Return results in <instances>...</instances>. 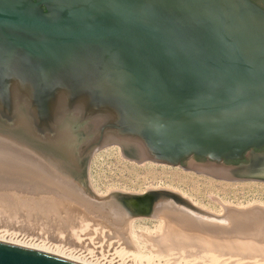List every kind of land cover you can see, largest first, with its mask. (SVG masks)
<instances>
[{"label": "water", "instance_id": "1", "mask_svg": "<svg viewBox=\"0 0 264 264\" xmlns=\"http://www.w3.org/2000/svg\"><path fill=\"white\" fill-rule=\"evenodd\" d=\"M111 143L138 163L198 157L200 169L264 180V8L0 0V155L107 215L178 211L149 193L96 198L88 160ZM0 264L78 263L0 242Z\"/></svg>", "mask_w": 264, "mask_h": 264}, {"label": "rangeland", "instance_id": "2", "mask_svg": "<svg viewBox=\"0 0 264 264\" xmlns=\"http://www.w3.org/2000/svg\"><path fill=\"white\" fill-rule=\"evenodd\" d=\"M248 162L249 159L246 160V163ZM204 163L205 161L203 159H197L196 157L195 159H187L185 163L176 166L155 162L148 159L142 160L138 163L133 159H129L123 156L119 144L111 143L98 148L91 154L87 164V180L96 198H106L111 194L117 193L138 195L149 193L148 195H153L152 199L155 203H164L165 199L167 198V200L170 201V205L175 206L178 211L172 209L170 210V208L168 207H163L162 212L167 211L170 213V216L175 215L176 217H180L179 220H181L182 218L185 224L190 225V228L185 225L190 230L192 228V230L199 231L202 227L201 224L203 226H209L208 229L210 233H212V236L214 235L213 238L217 237V239H223L226 237H234V235L239 236V234H244L243 232H245L247 228L248 232H257L256 229H258L260 226L255 225H258V223L261 221L260 224L262 226V224L264 223V218L258 217V220V218L254 217V220L256 219V223H254L253 219H246L249 220L247 222L253 223L252 225L245 224L246 220L239 219L238 223H236V227H234L233 225H229L226 222L222 221L224 217L227 216L226 214L224 215L225 210L223 209L225 208V206H233L235 208L238 207L240 209H245L246 207L251 205H258L264 208V180L245 177L233 178L223 173L222 171L218 172L216 170L200 169L199 167L204 166ZM209 167H211V165ZM171 194H174L176 196H173ZM143 199L142 201L145 205L146 200ZM86 202L87 204L91 203L90 201ZM88 206L90 207L91 205L89 204ZM34 208L37 207H34L33 205H25L22 207H9L0 205V228L1 226H3L2 228L6 230L5 236H13L11 231L15 230L18 232L27 231L32 232L36 236L43 239L45 238L44 240H46V242L55 241L54 239H56L58 240V244H62L64 242L66 244H76V247L82 249L86 248L87 251L89 250V252H94V254L91 253V255L93 254L92 256H95L96 259L99 258L100 255H102L103 258L100 256L102 258V261L99 260L102 262V264H106V262L111 263L112 259L116 263L119 262L120 264H131L132 261L134 262V260L131 261L130 255H128L129 253H125L126 255L121 256L122 251L130 250V248H132L130 251L135 250L137 251L136 253L140 256H147L145 260L144 257L141 256V261H136L132 264H146V262L147 264H169L167 263L168 261L171 264H175L174 262L176 261V259V262H178V264H184L185 262L184 258L176 255L177 251H174L176 255L175 257L172 255V253L174 254V252H172L170 254H166V256L164 255L165 257H161V259L160 256L152 253L151 250L153 249H150V247H148V245L143 240V233H150L151 235H153L158 228L161 216L159 214V218L157 213L160 211V208L154 213L155 215H152V213H141L137 215L129 214V217L127 218H130L131 220L129 224L130 230H128V232L130 235H133V238H131L132 245L128 246V248H130L126 250L122 245V251L120 254H118V256L116 253H114L115 255L112 254L113 251L111 249H108V247L100 246L98 247L99 249L97 248V250H95V247H92V245H88L91 243L90 239L87 241L88 244L85 243V239H72L70 235L61 231L62 228L59 227V224H57L59 223L57 220H54L53 217L51 218L48 215L45 216L44 214H42L41 210H34ZM91 209L93 208L91 207ZM228 220L232 221L233 219L230 216ZM174 222L179 224V221ZM184 223L180 224L184 226ZM193 225L197 227V229ZM2 228L0 229V231L2 230ZM230 228H233L232 232L234 231L233 233L236 234L229 232L231 231ZM253 228H256L255 231H252ZM39 229L41 230V232ZM201 229L203 230L204 228ZM7 230H11L9 232V235H7ZM227 230H229V233L227 232ZM221 233H225V235L227 234V236L220 237L222 235ZM135 234L137 235V237ZM46 238H49L50 241ZM92 248H94V251L91 250ZM96 251H99V255L95 254ZM100 251H102L103 253L105 251V253H100ZM106 253H108L109 255ZM106 255H108L109 257ZM120 256L123 258H121ZM119 257L120 261L118 259ZM167 257L171 259L173 257L174 258L173 260L170 259V261ZM177 257H180L181 261H179ZM104 258H106V260H104ZM147 258H149V260ZM164 258L168 261L164 260ZM108 259H110V261ZM163 260L164 262H162ZM113 261L112 263H115ZM123 261L125 262L123 263ZM185 264L188 263L185 262Z\"/></svg>", "mask_w": 264, "mask_h": 264}, {"label": "bare ground", "instance_id": "3", "mask_svg": "<svg viewBox=\"0 0 264 264\" xmlns=\"http://www.w3.org/2000/svg\"><path fill=\"white\" fill-rule=\"evenodd\" d=\"M89 204L91 205L90 207L88 206ZM0 205L9 207L33 205L34 207H37L34 208V210H41L42 214L45 216L48 215L51 218L53 217L54 220H57L59 222L57 224H59V227L62 228L61 231L70 235L72 239H85L84 241L86 244H88L87 241L90 239L91 243L88 245L95 247V250H97V248L100 246L108 247V249L113 251L112 254L116 253L118 256V254H120L122 251V245L124 246L125 250L129 249L130 247L128 248V246L132 245L131 238H133V235H130L128 232V230H130V218L128 219L127 217L118 214L107 215L105 212L96 208L92 203L87 204L86 201L68 192L35 167L17 159L3 155H0ZM91 207L95 212L93 209H91ZM159 210L160 211L157 214L158 216L160 214L161 218L159 216L160 224L158 228L153 235L150 233H143L142 236L148 247L153 249L151 250L152 253L157 254L160 256V258L165 257L166 254L177 251L176 255L184 258L185 262L188 264H264V223L261 226V221H258L259 218H264V208L261 206L251 205L245 209H240L238 207L235 208L233 206H225L223 210H225L224 215L226 214L227 216L224 217L222 221L236 227V223H238L239 219L254 220V217H259L257 220L259 223L255 226L260 227L258 228L259 230L256 229L257 227L253 228L252 231H255V229L257 230L255 233L248 232L247 228L245 232H243L244 234H239V236L234 235V237L230 238L226 237L227 234L225 235V233H221L222 235L220 237H226L223 239H217V237L213 238L214 235L212 236V233H210L208 229L209 226L207 227L206 225L203 226L201 224V227L199 225L201 228H204L203 230L200 228L201 232L200 230H192V228L190 230V225L185 224L182 218L179 220L180 217H176L175 215L170 216L169 212H162L163 209ZM230 216L233 219L232 221L228 220ZM249 220H246L245 224L252 225L253 223L247 222ZM174 221H179V224L175 223ZM255 221L256 219L254 220V223H256ZM180 223H184V226ZM185 225H187L189 228ZM2 227L3 226H1V228ZM195 228L197 229V227ZM232 229L230 228L231 231L227 230V232L229 231L233 233L234 231L232 232ZM5 231L6 230L4 228H2L0 231L1 243L35 250L78 264H102V255H100L102 258L99 256V258L96 259L95 256H92L94 252H89V250L87 251L86 248L82 249L76 247V244H71L68 242V244H66L65 242H60L62 244H66L62 245L58 244V240L56 239H54L55 241L46 242V240H44L45 238L43 239L36 236L32 232L27 231L18 232L16 230H10L13 236L10 235L6 237ZM10 231L7 230V235L10 234ZM46 239L49 240V238ZM131 249L132 248H130V250ZM91 250L94 251V248ZM130 250L122 251L121 256L126 255L125 253H129L128 255H130L131 261H141V256L143 255L140 256L136 253L137 251ZM101 252L102 251H100V253ZM91 253L93 254L91 255ZM95 254L99 255V251H96ZM172 255L175 257V252L174 254L172 253ZM120 257L118 258L119 261ZM143 257L145 260L147 256ZM180 257H177L179 261H181ZM149 258L147 259L149 260ZM173 258L168 259L173 260ZM104 260H106V258H104ZM108 260L110 261V259ZM164 260L168 261L165 258ZM164 260L162 262H164ZM112 261L111 263L106 262V264H120L119 262L116 263L115 261H113L115 263H112ZM176 261L174 263L178 264ZM124 262L125 261H123V263ZM134 262L132 261V263ZM167 263L171 264L169 261Z\"/></svg>", "mask_w": 264, "mask_h": 264}, {"label": "flooded vegetation", "instance_id": "4", "mask_svg": "<svg viewBox=\"0 0 264 264\" xmlns=\"http://www.w3.org/2000/svg\"><path fill=\"white\" fill-rule=\"evenodd\" d=\"M254 3H256L257 5H259L260 7H262V8H264V0H252ZM42 9L45 11L46 9H45V7L44 6H42ZM72 122H73V120H65L62 124H63V127L65 126H69V125H71L72 124ZM259 151H264V147L263 148H261ZM197 159H201V158H198V157H196ZM185 161L186 160H183L182 161V164L183 163H185ZM242 161H245V159L244 160H242ZM227 163H239V162H241V161H226Z\"/></svg>", "mask_w": 264, "mask_h": 264}]
</instances>
